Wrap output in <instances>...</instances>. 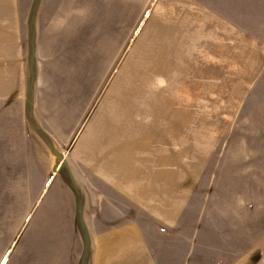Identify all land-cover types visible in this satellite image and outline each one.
I'll list each match as a JSON object with an SVG mask.
<instances>
[{
    "label": "rangeland",
    "instance_id": "374dc122",
    "mask_svg": "<svg viewBox=\"0 0 264 264\" xmlns=\"http://www.w3.org/2000/svg\"><path fill=\"white\" fill-rule=\"evenodd\" d=\"M14 3L18 21L0 20V264H90L88 217L114 206L157 264H264V59L163 53L164 32L185 31L179 0ZM235 3L264 43V0ZM159 145L181 147L189 179L169 229L108 203L98 176L105 155Z\"/></svg>",
    "mask_w": 264,
    "mask_h": 264
},
{
    "label": "crops",
    "instance_id": "0c3cea01",
    "mask_svg": "<svg viewBox=\"0 0 264 264\" xmlns=\"http://www.w3.org/2000/svg\"><path fill=\"white\" fill-rule=\"evenodd\" d=\"M231 1L230 11V0L213 3L186 0L183 13V2L179 0L177 16L185 31L179 30L177 39H167L165 31L163 53L189 54L191 59L200 60L264 59V43L236 22V3ZM0 12L6 14V17L0 14V20L4 17L9 23L18 21L14 0L2 2ZM0 73L6 75L4 70ZM10 87L11 82H7L1 89ZM180 148L171 150L159 145L149 153L147 149H127L105 155L98 176L115 195L108 203L122 204L124 199L159 226L176 227L187 206L189 190L185 162H180ZM124 217L122 206L88 217L93 220L92 227V222L87 224L91 235L90 264H157L143 227L135 219Z\"/></svg>",
    "mask_w": 264,
    "mask_h": 264
}]
</instances>
